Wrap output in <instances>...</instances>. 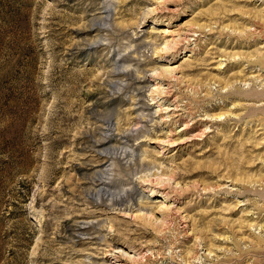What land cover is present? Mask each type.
<instances>
[{
	"label": "rangeland",
	"instance_id": "374dc122",
	"mask_svg": "<svg viewBox=\"0 0 264 264\" xmlns=\"http://www.w3.org/2000/svg\"><path fill=\"white\" fill-rule=\"evenodd\" d=\"M0 264H264V0H0Z\"/></svg>",
	"mask_w": 264,
	"mask_h": 264
},
{
	"label": "bare ground",
	"instance_id": "6f19581e",
	"mask_svg": "<svg viewBox=\"0 0 264 264\" xmlns=\"http://www.w3.org/2000/svg\"><path fill=\"white\" fill-rule=\"evenodd\" d=\"M108 116H110V115H108ZM107 117V116H106ZM108 122V121H107ZM102 132V131H101ZM104 134V133H103ZM101 137V136H100ZM102 138V137H101ZM107 148V147H106ZM117 146H111L110 148H107V150H109V151H112V152H116L117 151ZM119 151V150H118ZM100 172H104V170H101V171H96V173H100ZM95 173V174H96ZM95 176V175H94ZM99 188V187H98ZM102 191H104V189H103V187H102V189H99L98 191H96L95 192V194L94 195H99ZM69 228V227H68Z\"/></svg>",
	"mask_w": 264,
	"mask_h": 264
}]
</instances>
